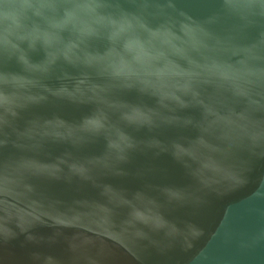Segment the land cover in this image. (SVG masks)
I'll list each match as a JSON object with an SVG mask.
<instances>
[{"label":"water","instance_id":"obj_1","mask_svg":"<svg viewBox=\"0 0 264 264\" xmlns=\"http://www.w3.org/2000/svg\"><path fill=\"white\" fill-rule=\"evenodd\" d=\"M0 264H264V0H0Z\"/></svg>","mask_w":264,"mask_h":264}]
</instances>
